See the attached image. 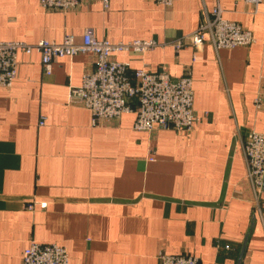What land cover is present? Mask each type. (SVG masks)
<instances>
[{"label": "crops", "instance_id": "crops-1", "mask_svg": "<svg viewBox=\"0 0 264 264\" xmlns=\"http://www.w3.org/2000/svg\"><path fill=\"white\" fill-rule=\"evenodd\" d=\"M217 6L255 43L177 52L176 41ZM88 30L112 43L165 44L144 64L174 80L190 71L200 121L191 132H138L130 113L93 127L90 111L67 101L94 57L61 59L46 76L38 53L19 52L13 86L0 87V264H22L31 240L65 247L69 264H160L161 252L264 264V208L254 210L242 151L250 132L264 135L254 105L264 85V0H176L167 10L153 0L93 1L69 12L0 0V42L80 43ZM141 58L113 56L132 70Z\"/></svg>", "mask_w": 264, "mask_h": 264}, {"label": "built area", "instance_id": "built-area-1", "mask_svg": "<svg viewBox=\"0 0 264 264\" xmlns=\"http://www.w3.org/2000/svg\"><path fill=\"white\" fill-rule=\"evenodd\" d=\"M100 1L104 7L110 0H40L41 7L48 12H69L85 2ZM163 8L171 9L176 0H153ZM259 5L263 0H247ZM255 43L250 31L223 18L217 6L212 12L205 11L199 28L176 41L177 52L192 47L197 53L206 44L216 50L234 49ZM154 40H134L112 43L99 40L91 30L85 32L80 43L66 36L62 44L42 40L35 44L26 42H0V87L11 88L18 73V53H38L43 72L51 76L54 65L61 59L90 54L94 57V68L85 73L80 86L69 88L68 105L80 106L90 111L92 126L103 127L121 120L125 114H136L134 130L153 133L158 130L191 132L200 118L193 109V87L190 71L174 80L166 71L152 72L144 64V56L158 47ZM117 54L140 56L142 67L132 70L130 62L113 59ZM196 61V57H194ZM138 101V109L133 101ZM255 108L264 113V85L254 99ZM45 120L40 122L43 126ZM242 151L247 169V180L254 193V210L261 215L264 208V135L250 132L242 139ZM34 204L28 209L33 211ZM42 207L45 204H41ZM229 249V246H225ZM160 264H204L192 255L159 254ZM22 264H69L65 247L58 244H42L31 240L23 253Z\"/></svg>", "mask_w": 264, "mask_h": 264}, {"label": "trees", "instance_id": "trees-1", "mask_svg": "<svg viewBox=\"0 0 264 264\" xmlns=\"http://www.w3.org/2000/svg\"><path fill=\"white\" fill-rule=\"evenodd\" d=\"M133 107H134L135 110L138 109V101L137 100L133 101Z\"/></svg>", "mask_w": 264, "mask_h": 264}]
</instances>
